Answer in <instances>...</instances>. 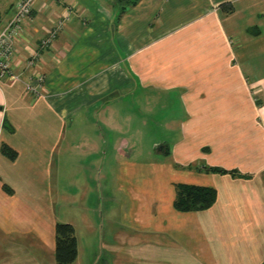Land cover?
I'll list each match as a JSON object with an SVG mask.
<instances>
[{
	"label": "crops",
	"instance_id": "0c3cea01",
	"mask_svg": "<svg viewBox=\"0 0 264 264\" xmlns=\"http://www.w3.org/2000/svg\"><path fill=\"white\" fill-rule=\"evenodd\" d=\"M18 2L0 0V33ZM118 15L111 0H37L26 21L19 79H0V264H57L58 223L75 229L73 264H264V0H141ZM131 98L180 131L152 160L120 139L106 161L102 127L82 120L131 113ZM178 185L217 200L180 211ZM77 202L112 217L84 221L86 235L64 219Z\"/></svg>",
	"mask_w": 264,
	"mask_h": 264
},
{
	"label": "rangeland",
	"instance_id": "374dc122",
	"mask_svg": "<svg viewBox=\"0 0 264 264\" xmlns=\"http://www.w3.org/2000/svg\"><path fill=\"white\" fill-rule=\"evenodd\" d=\"M153 98L154 97H150L149 101L152 102ZM131 99V113H129L128 111L123 112L124 109H121L119 107L117 108V110L119 111L110 114H97L96 112L94 114L86 115V118L82 120V125H84L85 127H88L89 125H100V127H102V135L105 136V140L107 142L104 150H106L109 155L106 158V161H110L112 159L110 156V153L112 152V145L114 141L117 142L120 139H123L130 143L129 148L130 150H133V160H152L156 158L155 149H157V147L160 146L164 140H172L171 137L176 138L180 131L178 125H163L165 122L173 118L172 116H169L168 109L161 108L159 109V111H157V108H155L148 114H146L141 112V109L143 110L144 108H146L143 102H139V98ZM173 115L177 118H181V116H183L182 113ZM102 125H109V127H104L103 130ZM76 127L77 125H73L74 130H71V134H76ZM106 134L108 135L106 136ZM87 136V132L84 131L83 137ZM73 137L77 139L76 135ZM88 144L89 143L86 140V146ZM91 163L94 166L96 164L95 162ZM207 169H213L212 172L218 173H220L219 171H223L220 168L219 170L216 169V167L210 166L204 169L209 172ZM74 188L70 187V196L74 192ZM103 201L107 202L106 199H103ZM67 206V209L63 213L64 219L73 220L75 222H78L77 224H82L80 225L79 229L81 231L84 230L86 235L89 234L87 232L89 230V226L88 224H84V221H86V223H89L91 220H94L98 224L101 221L105 219L108 220L109 217H112L107 209L99 210V208H97V205H94L96 208L91 205L88 209L86 208V206L84 207L83 204L79 205L78 202L75 205L68 204ZM81 214H85V217L82 218V216H80ZM115 216H120L118 211L115 213ZM93 227H91V229Z\"/></svg>",
	"mask_w": 264,
	"mask_h": 264
},
{
	"label": "trees",
	"instance_id": "16d2710c",
	"mask_svg": "<svg viewBox=\"0 0 264 264\" xmlns=\"http://www.w3.org/2000/svg\"><path fill=\"white\" fill-rule=\"evenodd\" d=\"M141 0H111L119 8L118 18ZM219 169V168H216ZM213 171V169H207ZM220 170V169H219ZM217 170V171H219ZM225 173L226 171H219ZM217 200L214 188L178 185L176 208L180 211H202L211 207ZM78 257V240L75 229L70 224L56 225V261L57 264H73Z\"/></svg>",
	"mask_w": 264,
	"mask_h": 264
},
{
	"label": "built area",
	"instance_id": "2783aa9c",
	"mask_svg": "<svg viewBox=\"0 0 264 264\" xmlns=\"http://www.w3.org/2000/svg\"><path fill=\"white\" fill-rule=\"evenodd\" d=\"M37 0H19L16 13L7 27L0 33V79H19V76L14 72V56L18 40L23 36L26 21L33 12ZM60 26L62 23L59 24ZM60 28V27H59ZM58 35V30L51 32L50 39L45 41L43 45L52 42ZM38 55L37 51L33 57ZM39 85L33 86L27 84V89L31 92L39 94L43 77L38 78Z\"/></svg>",
	"mask_w": 264,
	"mask_h": 264
},
{
	"label": "water",
	"instance_id": "95a60500",
	"mask_svg": "<svg viewBox=\"0 0 264 264\" xmlns=\"http://www.w3.org/2000/svg\"><path fill=\"white\" fill-rule=\"evenodd\" d=\"M158 148H160V146H158Z\"/></svg>",
	"mask_w": 264,
	"mask_h": 264
}]
</instances>
